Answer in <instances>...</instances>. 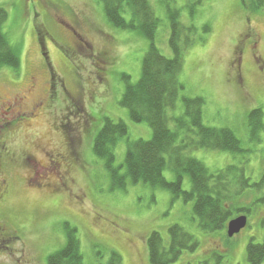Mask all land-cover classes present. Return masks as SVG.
Listing matches in <instances>:
<instances>
[{"label":"rangeland","instance_id":"1","mask_svg":"<svg viewBox=\"0 0 264 264\" xmlns=\"http://www.w3.org/2000/svg\"><path fill=\"white\" fill-rule=\"evenodd\" d=\"M196 1L151 0L159 19L155 44L163 56L174 57L169 9L180 10L181 22L196 28L180 75L184 89L176 110L168 115L182 117L184 100L202 98L204 124L232 130L241 141L239 154L198 150L187 155L212 173L228 167L244 173L248 187L234 199V205L247 210L235 217L247 216V227L233 238L224 232L206 233L194 216L193 203L174 200L166 189L140 183L112 190L104 162L92 151L88 131L110 119L127 125L131 142L152 139L150 126L133 122L120 105L126 86L123 76H130L132 84L141 78L148 39L139 31L113 27L103 0H0V8L9 16L4 32L22 58L18 73L8 67L0 69V96L23 94L31 77L35 78L33 100L58 95L52 102L54 108L45 100L48 107L39 111L40 117L24 121L29 131L4 132L6 144L16 149L31 147L34 154L26 151L27 163L22 168L7 164L10 169L0 179L1 186L3 181L9 186L0 207V223L7 227L0 237V264H48V257L65 247V224L78 230L84 264H109L112 251L122 257V264H150L148 238L159 233L168 247L173 226H180L199 243L194 253L185 251L173 264H250L249 244L264 245V129L250 128L248 122L253 110L264 114V75L254 58L257 49L264 60V7L255 10L253 0H204L193 11ZM240 47L245 48L242 80L238 76L235 81ZM5 110L0 109V122L7 123ZM55 124L69 129L62 132ZM170 128L174 129L173 123ZM127 140L117 147V166L124 164ZM56 151L66 157L70 153V170L38 171L33 162L45 166L49 159L42 152ZM164 176L169 182L177 179L170 170ZM32 183L44 189L31 188ZM61 183L66 191L58 196L45 191L47 185ZM191 186L185 175L183 189L190 191Z\"/></svg>","mask_w":264,"mask_h":264},{"label":"trees","instance_id":"2","mask_svg":"<svg viewBox=\"0 0 264 264\" xmlns=\"http://www.w3.org/2000/svg\"><path fill=\"white\" fill-rule=\"evenodd\" d=\"M203 2L204 0L194 2L192 10ZM103 4L106 18L113 27L139 31L150 42L149 50L143 59L140 80L132 84L130 76H123L126 86L120 105L129 111L133 122L147 123L150 126L152 139L131 142L127 140L129 129L123 121L104 119L100 127L95 114L91 112L93 119L98 123V127L94 125V129L88 131L91 142L93 140L92 151L104 162L112 182V190H126L128 184L140 183L166 189L174 200L183 199L185 203H193V213L202 231L224 232L227 236L229 222L239 214H246L247 210L236 208L234 199L241 195L244 187H248L249 180L245 179L243 172L239 174L234 167L212 173L203 163L188 156L187 152L205 150L239 154L243 152L241 141L232 130L211 128L204 124L205 102L202 98L184 100L185 112L182 117L174 118L168 115V111L176 110L180 93L184 89L180 75L184 55L195 42L196 28L181 22L180 10H168L171 22L169 44L174 53V57L170 59L163 56L155 44L159 19L151 0H103ZM263 7L264 0H253L255 10ZM8 18V12L0 8V69L8 67L18 73L22 58L20 51L10 44L4 32ZM204 30L206 33L210 32L208 26L204 27ZM51 77L54 78V75ZM236 78L235 75V81ZM49 102L50 107L54 108L53 101ZM263 118L261 109L253 110L248 115L249 127L263 130ZM170 123H173L174 129L170 128ZM123 140H127L124 164L117 166L116 150ZM8 165H1L0 179L3 171L10 169ZM166 170L176 174V181L169 182L165 178ZM185 175L191 180L190 191L183 189ZM30 187L44 189L39 187L38 183H33ZM50 190L45 189L51 193ZM65 229V247L49 256L48 264H84L77 228L65 224ZM169 237V246L165 247L159 233L150 235L147 241L150 264H173L185 251L194 253L199 247L195 237L180 226L171 227ZM247 257L250 264H261L264 260V245L251 242ZM109 264H122V257L112 251Z\"/></svg>","mask_w":264,"mask_h":264},{"label":"flooded vegetation","instance_id":"3","mask_svg":"<svg viewBox=\"0 0 264 264\" xmlns=\"http://www.w3.org/2000/svg\"><path fill=\"white\" fill-rule=\"evenodd\" d=\"M251 33V32H250ZM255 37V36H254ZM256 38V37H255ZM243 45V43H242ZM244 46V45H243ZM241 50V54H240V58L237 60L238 62V68L236 71V77L239 78L238 76H240V80H242L241 77V60H242V56H243V51L245 50L242 49L240 47ZM255 53H254V58L255 61L259 64H261V73L264 75V60L261 57L260 52L255 49ZM43 56L45 57V54H43ZM52 79V77H51ZM35 78L30 80L31 85L28 87V89L26 90V92H24L23 94H17L13 97H4L3 95L0 96V109L5 108L6 113V119L8 120V122H0V171L1 170V165H5L8 164L13 167V168H17L20 167L22 168L24 165H26L27 161L26 159V151H33V149L30 147L29 149H25L22 148L21 145L16 148L12 147L11 144H6V142L4 141V138L7 136L5 135L4 132L6 133H12V130H19L21 131L23 128H26L25 131H29V126L28 125H24V121H32L35 120L36 118L40 117L39 111L40 110H44V107H48L47 102L48 101H55V99L58 98L57 93L54 94V96L48 95V97H44V99L40 100H33L34 96H35V84L34 81ZM53 80V79H52ZM51 89H49L50 91ZM49 93V92H47ZM45 100L47 101L45 104ZM29 106H32L31 108H28ZM54 116V115H53ZM59 121V119H57V122ZM24 126H23V125ZM22 125V126H21ZM57 126V124H55ZM21 126V127H19ZM58 130H63L66 131L69 128L67 127H61L58 126L56 127ZM9 134V135H10ZM22 135H25V132H22ZM41 151H44V149H41ZM37 153V152H36ZM35 153V154H36ZM43 156H48L49 159V163L46 164L45 166L42 164H39V162L34 161L33 163L36 164V169L38 171H58L60 169H62V167H64V169H62V171H69L70 168L73 166L72 164L70 165L69 161H68V157L70 156V153H66L68 157H66L64 155V153L61 152H51V153H45L42 152ZM45 153V154H44ZM34 154V151H33ZM70 159V158H69ZM31 161V159H30ZM11 163V164H10ZM20 163V165H19ZM19 165V166H18ZM65 167L68 169H65ZM2 183H4V186H1L0 184V207L3 204V201L5 200V198L8 195L9 192V186L7 185L6 181H3ZM62 184V183H61ZM59 185H47L46 188H50L52 196H57L62 192H65V186H60ZM33 186V183L30 185ZM39 187H42L41 185H39ZM1 212V211H0ZM1 216V215H0ZM5 232H6V226L1 222L0 223V237H4L5 236Z\"/></svg>","mask_w":264,"mask_h":264},{"label":"water","instance_id":"4","mask_svg":"<svg viewBox=\"0 0 264 264\" xmlns=\"http://www.w3.org/2000/svg\"><path fill=\"white\" fill-rule=\"evenodd\" d=\"M248 219L246 216L238 217L232 220L227 228V235L229 238H233L236 235L240 234L242 230L247 227Z\"/></svg>","mask_w":264,"mask_h":264}]
</instances>
